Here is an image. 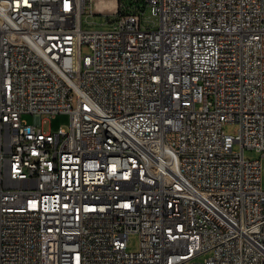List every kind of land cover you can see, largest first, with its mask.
Segmentation results:
<instances>
[{
    "label": "built area",
    "instance_id": "obj_1",
    "mask_svg": "<svg viewBox=\"0 0 264 264\" xmlns=\"http://www.w3.org/2000/svg\"><path fill=\"white\" fill-rule=\"evenodd\" d=\"M115 2L0 0V264H264V0Z\"/></svg>",
    "mask_w": 264,
    "mask_h": 264
},
{
    "label": "rangeland",
    "instance_id": "obj_2",
    "mask_svg": "<svg viewBox=\"0 0 264 264\" xmlns=\"http://www.w3.org/2000/svg\"><path fill=\"white\" fill-rule=\"evenodd\" d=\"M99 1H107V0H97ZM124 2V10H133V8H126V7H132L135 0H123ZM141 3V2H139ZM115 2L113 0L110 1V5H114ZM142 6L145 7V3H142ZM102 8V7H101ZM101 8L97 6L96 3H93L92 9L94 10L93 14L84 13L83 14V26L88 29H103V28H111L112 23L117 19V15L115 14H108V9H103L105 13L101 12ZM89 10V9H88ZM113 10V9H111ZM145 16L148 20L147 24L149 26L157 27L159 25V19L156 15L152 13L151 7H146ZM88 49H83V53H87ZM23 119L27 121L30 124H34L37 121V117L33 114L27 113L24 114ZM70 123V115L61 113L57 114L55 117H51L48 115H45L40 120L39 127H41L45 132L49 131H56L60 126H63L64 128H68ZM224 129L227 133L236 135L239 133L240 124L238 122H228L224 125ZM236 150H240V147L238 144L235 145ZM245 156L250 159H259L262 161V177L264 180V155L261 151H258L256 149H249L247 148L245 150ZM140 235L138 233H132L129 236L128 240V250L136 252L140 248ZM211 255L210 252H206L202 255H200L197 260H204L207 257Z\"/></svg>",
    "mask_w": 264,
    "mask_h": 264
},
{
    "label": "bare ground",
    "instance_id": "obj_3",
    "mask_svg": "<svg viewBox=\"0 0 264 264\" xmlns=\"http://www.w3.org/2000/svg\"><path fill=\"white\" fill-rule=\"evenodd\" d=\"M98 6L101 8L104 6V3L99 1ZM109 7L114 10L116 8V2L114 5H110ZM108 151H115V144H108Z\"/></svg>",
    "mask_w": 264,
    "mask_h": 264
},
{
    "label": "crops",
    "instance_id": "obj_4",
    "mask_svg": "<svg viewBox=\"0 0 264 264\" xmlns=\"http://www.w3.org/2000/svg\"><path fill=\"white\" fill-rule=\"evenodd\" d=\"M109 1H111V0H109ZM114 2H115V0H113Z\"/></svg>",
    "mask_w": 264,
    "mask_h": 264
}]
</instances>
